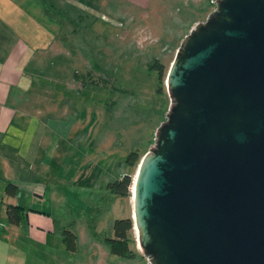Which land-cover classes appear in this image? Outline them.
I'll return each instance as SVG.
<instances>
[{
	"label": "water",
	"instance_id": "95a60500",
	"mask_svg": "<svg viewBox=\"0 0 264 264\" xmlns=\"http://www.w3.org/2000/svg\"><path fill=\"white\" fill-rule=\"evenodd\" d=\"M165 75L132 178L148 264H264V0H211Z\"/></svg>",
	"mask_w": 264,
	"mask_h": 264
},
{
	"label": "rangeland",
	"instance_id": "374dc122",
	"mask_svg": "<svg viewBox=\"0 0 264 264\" xmlns=\"http://www.w3.org/2000/svg\"><path fill=\"white\" fill-rule=\"evenodd\" d=\"M96 6L71 37L77 77L71 78L67 106L52 111L58 124L68 126L69 140L66 159L58 157L57 168L44 174L54 188L47 192L55 196L32 204L49 208L56 234L46 244L27 246L26 264H148L133 228L132 257L109 250L104 238L115 218L130 217L131 193L128 188V195H115L107 184L123 173L132 181L136 165H125L124 159L130 151L140 158L153 142L168 105L170 61L214 3L98 0ZM153 59L161 64L159 76L150 66ZM63 229L76 235L73 250L60 238Z\"/></svg>",
	"mask_w": 264,
	"mask_h": 264
},
{
	"label": "crops",
	"instance_id": "0c3cea01",
	"mask_svg": "<svg viewBox=\"0 0 264 264\" xmlns=\"http://www.w3.org/2000/svg\"><path fill=\"white\" fill-rule=\"evenodd\" d=\"M97 2L0 0V264H26L27 246L56 234L49 208L32 204L55 196L44 174L66 159L69 140L52 111L67 106L77 77L71 37ZM7 203L19 206L18 222Z\"/></svg>",
	"mask_w": 264,
	"mask_h": 264
},
{
	"label": "trees",
	"instance_id": "16d2710c",
	"mask_svg": "<svg viewBox=\"0 0 264 264\" xmlns=\"http://www.w3.org/2000/svg\"><path fill=\"white\" fill-rule=\"evenodd\" d=\"M48 7V5H47ZM150 66H155L157 68L158 76L161 72V64L153 59ZM76 75V73H75ZM139 160V156L134 151H130L125 159V165L133 166ZM131 182V184H130ZM132 181L128 173H123L119 178L114 179L112 182H108L107 187L110 192L119 196H126L129 194L128 188L130 190ZM14 186L12 184H7L5 186L6 192H12ZM131 193V190H130ZM6 217L9 222L16 223L20 217L19 206L7 203L5 207ZM132 223L130 217H120L115 218L111 225V235L106 236L105 242L107 243L109 250L112 253L124 256L132 257L133 251L128 247L130 241H133L131 237ZM75 238L76 235L68 229H63L61 232V240L64 242L67 249L73 250L75 248Z\"/></svg>",
	"mask_w": 264,
	"mask_h": 264
},
{
	"label": "bare ground",
	"instance_id": "6f19581e",
	"mask_svg": "<svg viewBox=\"0 0 264 264\" xmlns=\"http://www.w3.org/2000/svg\"><path fill=\"white\" fill-rule=\"evenodd\" d=\"M130 190H131V192H132V185H131V188H130ZM130 199H131V197H130Z\"/></svg>",
	"mask_w": 264,
	"mask_h": 264
}]
</instances>
